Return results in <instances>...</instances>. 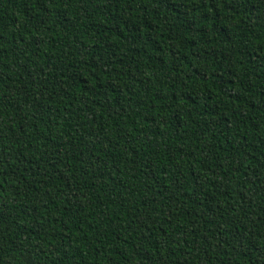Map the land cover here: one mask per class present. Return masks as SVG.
I'll return each instance as SVG.
<instances>
[{
    "label": "trees",
    "instance_id": "trees-1",
    "mask_svg": "<svg viewBox=\"0 0 264 264\" xmlns=\"http://www.w3.org/2000/svg\"><path fill=\"white\" fill-rule=\"evenodd\" d=\"M0 264H264V0H0Z\"/></svg>",
    "mask_w": 264,
    "mask_h": 264
}]
</instances>
